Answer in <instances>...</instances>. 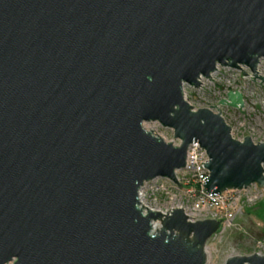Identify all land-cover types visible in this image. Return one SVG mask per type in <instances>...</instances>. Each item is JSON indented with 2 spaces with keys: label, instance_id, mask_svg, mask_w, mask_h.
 <instances>
[{
  "label": "water",
  "instance_id": "1",
  "mask_svg": "<svg viewBox=\"0 0 264 264\" xmlns=\"http://www.w3.org/2000/svg\"><path fill=\"white\" fill-rule=\"evenodd\" d=\"M261 58L264 0H0V264H206L221 221L151 209L139 189L180 188L193 142L210 195L264 189V140L234 138L183 92L218 66L264 83Z\"/></svg>",
  "mask_w": 264,
  "mask_h": 264
},
{
  "label": "rangeland",
  "instance_id": "2",
  "mask_svg": "<svg viewBox=\"0 0 264 264\" xmlns=\"http://www.w3.org/2000/svg\"><path fill=\"white\" fill-rule=\"evenodd\" d=\"M241 70L218 66L210 79L202 78L199 87L187 84L183 86L185 99L194 109L210 108L214 112L220 110L226 123L231 127L234 138L242 140L250 136L254 143L264 140V83L253 81L246 66ZM264 76V58L257 67ZM242 93V107H230L219 104L229 90ZM215 105V106H209ZM218 108V109H217ZM146 129L153 130L165 141L178 144L173 130L161 126L158 122H145ZM148 187L144 204L151 209L168 211L175 207H185V212L192 220L217 219L221 221L218 231L206 243V264H224L226 259L234 255H264V189L252 185L249 189L226 193L223 203L203 209H195L187 202L184 189H176L172 182L165 178H155ZM187 205V206H186ZM158 226V223H155Z\"/></svg>",
  "mask_w": 264,
  "mask_h": 264
},
{
  "label": "built area",
  "instance_id": "3",
  "mask_svg": "<svg viewBox=\"0 0 264 264\" xmlns=\"http://www.w3.org/2000/svg\"><path fill=\"white\" fill-rule=\"evenodd\" d=\"M208 161L206 151L201 148L197 142H193L188 146L185 166L176 171L177 179L181 182L182 186L179 188L176 184L172 183L176 189L185 191V198L190 205H193L195 209H203L206 207H214L224 202L226 199V193L238 192L239 190H226L220 194L210 195V193L203 190L204 181L208 180L209 172L203 165V162ZM153 180L145 182L139 189V200L142 205L144 204L145 197L148 193V185ZM255 185V184H252ZM250 185V186H252ZM257 185V184H256ZM249 186V187H250ZM247 187L246 189H249ZM242 189V190H246ZM187 206V205H186ZM184 210L185 207L181 206ZM151 208V207H149ZM155 224V223H154Z\"/></svg>",
  "mask_w": 264,
  "mask_h": 264
},
{
  "label": "bare ground",
  "instance_id": "4",
  "mask_svg": "<svg viewBox=\"0 0 264 264\" xmlns=\"http://www.w3.org/2000/svg\"><path fill=\"white\" fill-rule=\"evenodd\" d=\"M154 227L157 228V226L154 224Z\"/></svg>",
  "mask_w": 264,
  "mask_h": 264
}]
</instances>
